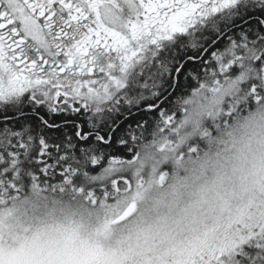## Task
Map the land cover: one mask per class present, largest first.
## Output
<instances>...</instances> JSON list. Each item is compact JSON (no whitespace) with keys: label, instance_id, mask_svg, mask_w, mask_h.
I'll return each mask as SVG.
<instances>
[{"label":"trees","instance_id":"trees-1","mask_svg":"<svg viewBox=\"0 0 264 264\" xmlns=\"http://www.w3.org/2000/svg\"><path fill=\"white\" fill-rule=\"evenodd\" d=\"M252 2L240 0L212 20L201 21L199 29L195 26L168 44V50L164 48L159 53L161 61L155 59L151 81L143 92H138L140 84L133 82L136 79H128L121 85L125 87L123 93L118 88L98 104H90L72 93L58 99L50 92L42 98L27 96L23 104L9 105L0 117V195L16 199L21 194L41 193L115 202L127 188L125 180L133 185L134 177L124 173L126 166L135 162L143 143L153 139L157 131L169 136V144L177 143L181 130L175 131L173 126L185 113L179 106L204 89L212 61L217 60L212 72V82L216 84L220 83L217 79L242 74L244 67L239 62L246 57L255 66L256 74L242 81L246 91L242 88L228 97L224 109L212 114L203 130H198L190 139L192 143L185 147L195 146L199 150L213 130H219L221 124L226 125L235 114L247 110V101L243 99L247 86L264 85V15L257 11L264 9V5H251ZM225 35L227 39L213 49L212 45ZM212 51L215 55L205 57V53ZM190 54L193 60L182 63L176 79L171 75L169 83L163 84L161 69L168 66L170 72L175 71L177 62ZM231 54L236 57L235 67L225 65L229 56L228 60H233ZM198 81V86L193 87ZM150 93L154 98L149 109V101L139 98ZM183 93H188V101L181 98ZM161 94L165 95L160 99ZM119 96H124L120 102L116 100ZM142 103L144 106H140ZM85 128L86 133L79 131ZM205 132L208 134L204 135ZM220 264H264V235L249 233L229 252H223Z\"/></svg>","mask_w":264,"mask_h":264},{"label":"clouds","instance_id":"clouds-1","mask_svg":"<svg viewBox=\"0 0 264 264\" xmlns=\"http://www.w3.org/2000/svg\"><path fill=\"white\" fill-rule=\"evenodd\" d=\"M255 74V66L245 61L238 77L216 84L209 78L204 89L179 106L185 113L177 142L190 145L188 133L203 130L207 114L221 112L224 101L242 88L246 91L242 81ZM168 140L157 131L139 147L137 160L124 173L134 177L132 190L120 193L115 202L41 193L6 197L0 204L4 246L17 247L33 238L47 244L75 231L105 249H123L129 264H142L145 257L152 264H174L186 250L216 244L238 217L264 220V103L221 124L196 153L170 146L161 151ZM162 171H167L163 183ZM133 201L135 211L112 223Z\"/></svg>","mask_w":264,"mask_h":264},{"label":"snow or ice","instance_id":"snow-or-ice-1","mask_svg":"<svg viewBox=\"0 0 264 264\" xmlns=\"http://www.w3.org/2000/svg\"><path fill=\"white\" fill-rule=\"evenodd\" d=\"M132 3L134 11L124 20L120 18L117 0H0V96L36 87L51 89L58 99L71 93L103 95L108 81L113 79L114 61L123 62L135 56V45L147 39L154 42L161 36L184 33L195 21L220 13L236 0H132ZM257 11L264 15V9ZM225 37L219 38L213 49ZM243 99L248 107L264 103V85L251 83ZM79 131L86 133L87 129ZM167 147L161 145L160 150ZM190 151L196 153L198 148L194 146ZM166 176L167 171H162L161 183ZM124 183L125 191H131L132 182ZM137 186H142V180ZM116 191L119 193L120 188ZM5 198L6 194L0 195V204L6 202ZM135 208L133 201L111 222L125 220ZM242 233L264 235V220L238 217L216 244L186 250L181 253L183 259L174 264H220L223 252ZM2 241L0 233V264H129L130 259L123 249H105L99 241L81 239L75 231L47 244L33 238L17 247H5ZM142 264H152V260L145 257Z\"/></svg>","mask_w":264,"mask_h":264},{"label":"flooded vegetation","instance_id":"flooded-vegetation-1","mask_svg":"<svg viewBox=\"0 0 264 264\" xmlns=\"http://www.w3.org/2000/svg\"><path fill=\"white\" fill-rule=\"evenodd\" d=\"M117 3L119 4L120 18L126 20L127 18H129L132 15V13L134 11V4L132 3V0H117ZM200 22H201V20L195 21L189 27L188 30L194 28L196 26V24H199ZM186 32L161 36V37L155 39L154 42L151 39L144 40V41L140 42L139 44L135 45V47L137 49L135 56H133L130 59L123 61V62L114 61V66L112 69H114V67L119 68L120 70L128 69L129 70L128 74L131 75V78L135 79V74L133 73L132 69L136 68V67H142L144 69L145 73H144V76H141V80L145 79V75H146V73H148V76H146L147 84H144V87L142 88V89H145L146 86L149 85V83L151 81L152 75L150 73H152L153 63L159 55V54L158 55H156V54L160 53L162 51V47L173 43L174 41L177 40L178 37L185 35ZM105 63H107V60H105ZM111 75L114 79H119V77L116 76L115 74H111ZM135 81H138V80H133V82H135ZM140 86H141V84L139 85V87ZM43 88L44 87H36V88L27 89L23 93H20V94L0 96V117H1V115H3L5 113V109L8 108L9 105H15L18 102L23 104L25 101V98L27 96L28 97H34V98L44 97V96H40V91ZM49 90L51 91V89H49ZM146 90H147V88H146ZM164 95L165 94H161L160 99L163 98ZM141 98L149 101V102H147V106H146L148 108L150 101L153 100L154 96L152 93H150V95L141 94ZM142 105L144 106V103H142L140 106H142ZM3 106H4V109L2 110ZM149 109H150V107H149Z\"/></svg>","mask_w":264,"mask_h":264},{"label":"bare ground","instance_id":"bare-ground-1","mask_svg":"<svg viewBox=\"0 0 264 264\" xmlns=\"http://www.w3.org/2000/svg\"><path fill=\"white\" fill-rule=\"evenodd\" d=\"M248 1H250V0H248ZM251 5H259V6H263L264 5V0H255V1H253L252 2V4ZM218 14H215L214 15V17H216ZM213 17V18H214ZM212 18V19H213ZM212 19H204L203 21H206V20H212ZM227 33V31L225 32V33H223L222 32V34H226ZM245 45H247V43H245ZM166 49V50H168V46H164V47H162V49ZM159 53H157L156 55H158ZM202 55V54H201ZM200 55V56H201ZM200 56H198L197 57V59H199L200 58ZM213 56V55H212ZM233 56V60H228L229 58H230V56H229V58H227V61L225 60V62H226V64L225 65H227L228 64V66L229 67H235V63H234V59L236 58V57H234V55L233 54H231V57ZM193 58H194V56H193V54H190V55H187V56H185L184 58H182V60L180 61V62H177V64H179V66L177 67V69L175 70V71H172V72H170L172 69H170L168 66H164L163 67V65L164 64H162V67H163V69H161V71H163L164 70V72L162 73V75H163V81H162V83L163 84H167V83H169V80H168V77L169 76H171V75H173V78L175 77V79H176V73H177V70L179 69V67L182 65V63L184 62V61H186V60H193ZM159 61H161V55L159 54L158 55V58H157ZM179 60H180V58H179ZM229 61H232V63L231 64H229L228 62ZM245 61H248V59L246 58V57H244V58H241V60H240V62H239V65L241 66V67H244V65H245ZM161 63V62H160ZM216 66H217V60H213L212 61V64L210 65V70H209V72H208V76L206 77V80L208 81L209 80V78H212L213 77V74H212V72L214 73V70H216ZM160 68H161V64H160ZM166 70H169V71H166ZM132 71H133V73L135 74V79L136 80H138V82H139V84H141V86H140V88H139V90H138V92H143V87H144V84H147V81H146V76H148V73H146V75H145V79H143V80H141V76H144V69L142 68V67H136V68H133L132 69ZM117 73V72H116ZM151 75H153V72L152 73H150ZM116 76H118L119 77V79H117V80H119V81H121V80H123L122 82V84H120L118 87H110L109 89H108V92H110V95H112V94H114V93H116V89H118V88H120V90H119V92H120V94L121 93H123V91L125 90V87L124 86H122L121 87V85H123L125 82L127 83V81H128V79L129 80H133V78H131V75H126L124 72H122V75H123V77L121 76V75H119V74H115ZM114 79V78H113ZM175 79H174V81H175ZM141 81V82H140ZM218 82H222V81H218ZM198 84H199V81H198V83L196 84V85H194L193 87H196V86H198ZM114 91V92H113ZM123 98H124V96H119V97H117L116 98V100L118 101V102H120L121 100H123ZM181 98L184 100V101H188L189 100V97H188V93H183L182 95H181ZM139 100H143L142 98H141V96H140V98H139ZM117 102V103H118ZM212 114L211 113H209V114H207V116L205 117V120H207L210 116H211ZM158 118H159V115H158Z\"/></svg>","mask_w":264,"mask_h":264},{"label":"rangeland","instance_id":"rangeland-1","mask_svg":"<svg viewBox=\"0 0 264 264\" xmlns=\"http://www.w3.org/2000/svg\"><path fill=\"white\" fill-rule=\"evenodd\" d=\"M238 1H240V0H237L236 1V3H238ZM250 1H255V0H250ZM235 3V4H236ZM232 6V5H231ZM230 6V7H231ZM234 6V5H233ZM232 6V7H233ZM224 10V9H223ZM223 10H221V11H223ZM214 15V14H213ZM213 15H210V16H208V17H205V18H203V19H201V21H203L204 19H212L214 16ZM196 28L197 29H199V24H196ZM117 72V73H116ZM122 72H124L126 75L128 74V72H129V70L128 69H124V70H120L119 68H115L114 67V69H111V74H119V75H121L122 77H123V75H122ZM224 79H228V78H223V79H217V80H215V81H223ZM123 80H121V81H119V80H117V79H111L110 81H108V87H107V90H106V92L103 94V95H99V96H95V95H87V96H84V95H82V94H76V93H72L73 95H75V96H77V97H81L82 98V100L83 101H86V102H88V103H90V104H94V103H102V102H104L109 96H110V92H108V89L111 87H118L120 84H122L123 82H122ZM51 91L49 90V89H46V88H43L41 91H40V96H45V95H47V94H49ZM52 94V93H51ZM51 94H49V95H51ZM71 95V94H70ZM84 96V97H83ZM183 116H184V114L179 118V120H178V122L173 126V130H175V131H179V130H181V124H182V122H183ZM195 133L196 132H190V133H188V135H189V138L191 139L194 135H195ZM178 140V139H177ZM169 144V143H168ZM169 146H170V150H175L177 147H183V148H185L187 145H180L178 142L176 143V144H169ZM192 148V147H191ZM191 148H189V147H187L186 148V150H187V152L188 153H192L191 151H190V149ZM138 156L139 155H137L136 157H135V159L137 160V158H138ZM135 160V161H136ZM249 233H242L241 234V237L242 238H244V237H246L247 235H248ZM241 237H237V239H236V241H235V243L233 244V246L235 245V244H237L238 242H240L241 241ZM230 249L231 248H229V249H226L227 250V252H229L230 251Z\"/></svg>","mask_w":264,"mask_h":264}]
</instances>
